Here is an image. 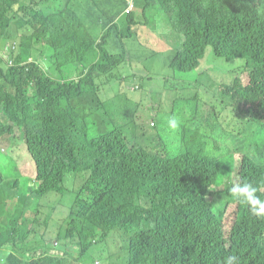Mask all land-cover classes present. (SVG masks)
Segmentation results:
<instances>
[{"label": "trees", "instance_id": "trees-1", "mask_svg": "<svg viewBox=\"0 0 264 264\" xmlns=\"http://www.w3.org/2000/svg\"><path fill=\"white\" fill-rule=\"evenodd\" d=\"M87 1L0 0V26L12 27L17 13L29 32L28 43L11 53L12 66L0 56V137H22L36 166V186L28 187L23 200L32 192L63 197L70 179H78L65 234L80 256L121 229L125 264H223L228 255L237 264H264V217L238 203L226 234L223 212L207 198L218 185L221 162L196 148L194 138L185 136L183 146L162 153L130 142L120 126L90 138L89 111L107 113L97 81L127 61L124 39L136 38L132 25L138 21L127 15L117 35L121 51L112 53L108 38L119 26L109 22L94 36L97 27L79 12ZM137 3L144 14L152 3L175 14L184 41L170 53L172 68L196 69L212 46L217 56L243 58L250 69L249 84L236 79L234 91L264 93V0ZM48 50L45 68L36 55ZM259 125L264 129V122ZM234 172L239 180L264 181V143L256 157L243 154ZM30 234L25 231L22 239ZM4 244L0 240V248ZM5 264L64 261L47 252L30 259L10 252Z\"/></svg>", "mask_w": 264, "mask_h": 264}, {"label": "rangeland", "instance_id": "rangeland-1", "mask_svg": "<svg viewBox=\"0 0 264 264\" xmlns=\"http://www.w3.org/2000/svg\"><path fill=\"white\" fill-rule=\"evenodd\" d=\"M115 1L106 0L107 9L111 11ZM90 11L101 12L98 0H88L81 7L85 23ZM133 12L138 21L132 25L136 38L125 37L127 61L114 70L113 76L97 81L107 113L89 111V136L97 138L107 128L120 126L127 140L160 153L176 151L183 146L185 136L194 138L196 148L202 147L203 153L221 162L218 185L209 190L207 198L223 212L228 234L238 207L227 193L231 182L239 180L234 171L239 169L243 154L256 157L264 143V129L259 125V121L264 122V93L234 91L236 79L244 86L249 84L250 69L243 58L227 61L217 56L212 46L207 47L196 69L172 68L170 53H155L157 47L149 39L164 40L181 49L184 35L175 24V14L165 15L153 7L146 13V21L140 7ZM93 34L97 35L95 31ZM28 36V27L16 13L12 27L0 26V39L5 43L4 47L0 43V55L8 62L4 54L11 57V43H16V49L22 48ZM106 47L112 53L121 51L120 38L114 32ZM170 118L179 122L177 129L169 127ZM28 185L36 186V166L25 140L20 136L0 137V207L5 202L8 207L0 209V240L5 243L0 248V264L6 263L10 252L30 259L46 251L62 258L64 264H125L121 229L96 242L85 256H80L77 245L66 237L78 179H70L69 191L63 197L32 192L24 201ZM25 231L30 235L24 241Z\"/></svg>", "mask_w": 264, "mask_h": 264}, {"label": "clouds", "instance_id": "clouds-1", "mask_svg": "<svg viewBox=\"0 0 264 264\" xmlns=\"http://www.w3.org/2000/svg\"><path fill=\"white\" fill-rule=\"evenodd\" d=\"M98 2L101 5V12L100 13H95V14L99 16L98 22L99 23H103V25L101 27L102 30L104 29V26L106 24L111 22V23H115V24H117L119 26V30H114V31L119 32V34H120V32L123 31L124 23H125V20L127 18V15L129 13H131L133 18H135V14H134L133 11L135 10L136 6L140 7L141 11H143V9H142L143 6L142 5H138L137 0H116L113 9H115L117 7L118 11H119L121 9V6L123 5V11L122 12L126 14L124 22L122 24H118L117 22H114L115 18H111V19L110 18L109 19L106 18L108 11H110L106 7V0H98ZM152 6H156L161 11L164 12V10H162L157 3H152L151 5H149L147 12L150 10V8ZM136 35H137V32H136ZM1 41L5 45V43H4V41L2 39H0V42ZM16 48H17L16 43L12 42L11 46H10L11 53L12 52L16 53L18 51V49H16ZM174 49L176 50L177 48H174ZM5 51L9 52L7 47L5 48ZM171 52H173V51H171ZM171 52H166V53H171ZM0 56H2V55H0ZM4 57L8 58V64L10 66H12L14 64V62H13V60H12V58L10 56H7V55L4 54ZM178 124H179V122L176 119H174V118H170L169 119V127L171 129H173V130L177 129L178 128ZM261 184H264V181L260 182V184H257V183H253V182H250V181L245 179V180H237V181L231 182L230 187L228 188L229 194L238 203H241V204L247 206L249 208L251 214L256 216V217H258V218L264 217V198H262L261 195H259ZM29 186H31V185H28L27 189H28ZM26 192H27V190L23 194H25ZM46 252L50 253L49 251H46ZM223 264H237V257L234 256V255H228L224 259Z\"/></svg>", "mask_w": 264, "mask_h": 264}, {"label": "crops", "instance_id": "crops-1", "mask_svg": "<svg viewBox=\"0 0 264 264\" xmlns=\"http://www.w3.org/2000/svg\"><path fill=\"white\" fill-rule=\"evenodd\" d=\"M153 7L157 8L160 12H162L163 14H165L158 7L152 6L151 8H153ZM122 11H123V5L121 6V9L119 11H118V8L117 7L115 9H113L112 11H108L106 18L107 19H109V18L110 19L111 18H115L114 22H117L118 24H122L124 22L125 17H126V14L123 13ZM146 13H147V11H146ZM146 13L144 14L143 11H142L143 17L146 19V21H149V18L146 16ZM135 17H137V16H135ZM98 18H99V16L96 15L95 12H93V11H90V12H88L86 14L87 24H89V25L91 24V25L97 27L94 30L96 32V34H97L96 37H99L100 34L103 31L101 29L103 23H99L98 22ZM114 34L117 36L119 34V32L114 31ZM151 36H156V34L155 33H152ZM149 42L152 45H155L157 47V49L154 50L155 52H171V51H174L175 50L174 47L170 43H168V42H166L164 40H159L158 41V40L149 39ZM0 43H1V46L3 47L4 46L3 42L1 41ZM50 52L51 51L48 50L46 52H43L42 54H37L36 55V57L38 56V57L42 58L43 65H44L45 68H48V66L46 64V57L49 55Z\"/></svg>", "mask_w": 264, "mask_h": 264}, {"label": "built area", "instance_id": "built-area-1", "mask_svg": "<svg viewBox=\"0 0 264 264\" xmlns=\"http://www.w3.org/2000/svg\"><path fill=\"white\" fill-rule=\"evenodd\" d=\"M132 6V5H131Z\"/></svg>", "mask_w": 264, "mask_h": 264}]
</instances>
